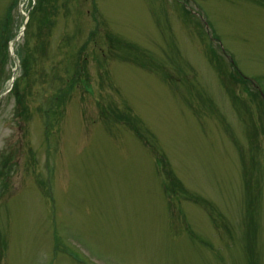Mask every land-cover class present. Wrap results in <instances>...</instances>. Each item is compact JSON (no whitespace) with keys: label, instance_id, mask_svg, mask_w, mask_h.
Listing matches in <instances>:
<instances>
[{"label":"rangeland","instance_id":"rangeland-1","mask_svg":"<svg viewBox=\"0 0 264 264\" xmlns=\"http://www.w3.org/2000/svg\"><path fill=\"white\" fill-rule=\"evenodd\" d=\"M13 74L0 264H264V0H0Z\"/></svg>","mask_w":264,"mask_h":264}]
</instances>
